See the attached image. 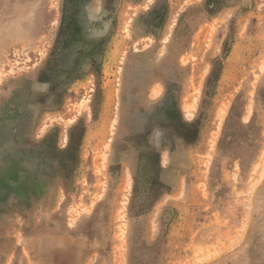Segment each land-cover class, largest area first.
<instances>
[{
	"label": "rangeland",
	"instance_id": "1",
	"mask_svg": "<svg viewBox=\"0 0 264 264\" xmlns=\"http://www.w3.org/2000/svg\"><path fill=\"white\" fill-rule=\"evenodd\" d=\"M256 262L264 0H0V264Z\"/></svg>",
	"mask_w": 264,
	"mask_h": 264
},
{
	"label": "crops",
	"instance_id": "2",
	"mask_svg": "<svg viewBox=\"0 0 264 264\" xmlns=\"http://www.w3.org/2000/svg\"><path fill=\"white\" fill-rule=\"evenodd\" d=\"M256 264H262V263L256 262Z\"/></svg>",
	"mask_w": 264,
	"mask_h": 264
},
{
	"label": "bare ground",
	"instance_id": "3",
	"mask_svg": "<svg viewBox=\"0 0 264 264\" xmlns=\"http://www.w3.org/2000/svg\"><path fill=\"white\" fill-rule=\"evenodd\" d=\"M36 239V238H35ZM31 248V247H30Z\"/></svg>",
	"mask_w": 264,
	"mask_h": 264
}]
</instances>
